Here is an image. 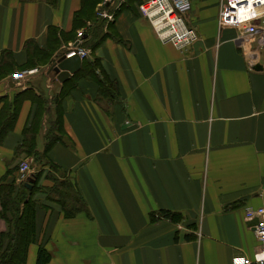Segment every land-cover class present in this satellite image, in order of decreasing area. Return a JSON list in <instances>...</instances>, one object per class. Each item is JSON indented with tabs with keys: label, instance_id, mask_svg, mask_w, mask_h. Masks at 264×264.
Here are the masks:
<instances>
[{
	"label": "crops",
	"instance_id": "0c3cea01",
	"mask_svg": "<svg viewBox=\"0 0 264 264\" xmlns=\"http://www.w3.org/2000/svg\"><path fill=\"white\" fill-rule=\"evenodd\" d=\"M191 1L198 39L184 49L156 37L136 12L137 0L115 11L102 28L109 35H86V60H98L97 73L114 83L115 97L101 98L96 78L72 74L73 87L59 98L65 142L46 152L59 169L51 175L72 180L86 209L66 218L35 192L46 206L36 209L37 239L26 264H35L39 246L50 253L46 264H232L258 251L256 221L245 209L264 208V46L247 37L238 43L236 28L218 27L220 0ZM83 2L0 0V64L25 65L26 41L43 47L49 27L72 32ZM75 39H62L49 63ZM11 74L0 77V95L9 99L28 87L56 97L63 87L52 72L24 86ZM51 100L38 152L54 116ZM34 110L25 99L0 144V179L26 161L32 174L42 170L37 184L49 186V166L15 152ZM162 209L180 217H163Z\"/></svg>",
	"mask_w": 264,
	"mask_h": 264
},
{
	"label": "trees",
	"instance_id": "16d2710c",
	"mask_svg": "<svg viewBox=\"0 0 264 264\" xmlns=\"http://www.w3.org/2000/svg\"><path fill=\"white\" fill-rule=\"evenodd\" d=\"M46 1L52 5H55L57 2V0ZM131 1L127 0L126 3ZM141 1L137 0L136 2V12L137 6ZM98 2L99 0H84L82 8L74 14L72 32L58 35L56 28L49 27L47 30V42L43 47H39L33 40H27L25 48L28 53V60L25 65L14 67L13 62L6 59L0 64V77L9 75L15 70L43 65L46 61L49 62L53 54L60 47L62 39L72 40L76 35V30L84 26L87 18H91L92 16L95 19L94 7ZM111 24L109 23L108 26L110 27ZM103 26V21L96 19L93 25L89 26L90 31L87 34L92 32V35L96 39L109 35L108 32L104 33L102 31ZM98 67L99 63L97 59H93L92 61L83 59L79 72L82 71V75L97 79L99 84L98 95L101 98H114V83L97 74ZM69 82L70 80L68 79L64 81L63 87H65H62L60 93L51 100L54 104V116L47 124L43 152L36 150V135L40 128L43 114L48 113L50 109L49 99L43 93H36L32 87L16 92L11 99H9L8 95H0V144L8 132L12 130L21 103L25 99L31 100L35 104V110L30 124L23 130L22 139L16 147L15 152L16 154L24 153L27 156H33L36 160H40L43 164L48 165L49 171L46 176L52 180V184L49 186L38 185L37 180L42 172L40 169L33 173L35 180L32 187L28 189L23 185V182H16L18 166L9 167L0 179V218L5 222V229L0 233V264H26L28 246L37 239L36 209L46 206L45 202L33 197L35 192L43 193L46 200L55 203L66 218L73 217L78 212L86 209L85 202L72 180L65 176L56 178L51 175L50 171L57 172L59 169L46 157V152L52 144L65 142L59 98L73 87V84L67 86ZM159 212L163 217L173 220H177L180 217L179 213L169 210L162 209ZM49 259L50 253L47 249L39 246L35 264H46Z\"/></svg>",
	"mask_w": 264,
	"mask_h": 264
},
{
	"label": "built area",
	"instance_id": "2783aa9c",
	"mask_svg": "<svg viewBox=\"0 0 264 264\" xmlns=\"http://www.w3.org/2000/svg\"><path fill=\"white\" fill-rule=\"evenodd\" d=\"M126 1L99 0L95 7L97 19L102 20L106 27L114 21L115 11ZM191 4V0H142L137 6V12L146 19L162 43H171L178 49H184L198 39V33L189 19ZM86 25L91 26V23L87 22ZM217 25L219 28H236L239 33L238 43L240 37H247L254 40L261 48L264 46V0H220ZM86 35L85 27L77 30L76 39L69 42L58 57L61 55L71 57L77 54L81 60L86 59L89 50L82 45ZM58 57L52 63L56 62ZM51 64L45 68L33 66L15 70L10 78L15 84L24 86L36 75L48 72ZM30 174L28 162L22 161L18 166L17 181H25ZM245 218H254L256 221L253 224V231L259 249L253 257H235L232 264H264V208L247 207Z\"/></svg>",
	"mask_w": 264,
	"mask_h": 264
},
{
	"label": "water",
	"instance_id": "95a60500",
	"mask_svg": "<svg viewBox=\"0 0 264 264\" xmlns=\"http://www.w3.org/2000/svg\"><path fill=\"white\" fill-rule=\"evenodd\" d=\"M80 67L81 59L77 54H74L71 57H65V55H62L51 65L49 71H52L55 74L56 79L62 83L78 71ZM34 180V177L31 175L23 182V185L30 189Z\"/></svg>",
	"mask_w": 264,
	"mask_h": 264
},
{
	"label": "rangeland",
	"instance_id": "374dc122",
	"mask_svg": "<svg viewBox=\"0 0 264 264\" xmlns=\"http://www.w3.org/2000/svg\"><path fill=\"white\" fill-rule=\"evenodd\" d=\"M191 2H192V1H191ZM96 19H97V17H96V15H95V19H94V17L91 16V18H87V21L90 22L91 25H93V23L96 21ZM98 20H100V19H98ZM84 25H85V26H84V27H85V30H86L87 32L90 31L89 26H87L86 23H85ZM103 28H104V27H103ZM91 61H92V60H91ZM48 63H49V62H47V61H46L45 63H43V65H41V66H43V67H41V68H45V65L48 66V65L50 64V63H49V64H48ZM36 66H37V65H36ZM47 66H46V67H47ZM92 68H93V66H92ZM93 69H95V68H93ZM96 73H97V72H96ZM97 74H99V73H97ZM14 83H15V82H14ZM52 96H53V97H52ZM46 97H47V99H49V100H51L52 98L54 99V95H53V93L51 94V97H50V98H49L47 95H46ZM30 157L34 159V161H33L34 164L37 163V164H39L40 166L45 165V164L42 163V161H40V160H36L33 156H30Z\"/></svg>",
	"mask_w": 264,
	"mask_h": 264
}]
</instances>
